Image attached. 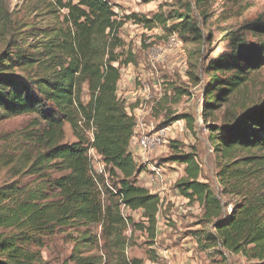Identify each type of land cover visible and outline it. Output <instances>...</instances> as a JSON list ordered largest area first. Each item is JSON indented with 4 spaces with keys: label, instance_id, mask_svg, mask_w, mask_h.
<instances>
[{
    "label": "trees",
    "instance_id": "obj_1",
    "mask_svg": "<svg viewBox=\"0 0 264 264\" xmlns=\"http://www.w3.org/2000/svg\"><path fill=\"white\" fill-rule=\"evenodd\" d=\"M15 1L12 12L10 0H0V124L27 120L23 130L0 135V264H46L41 250L57 236L70 246L60 264H143L129 256L136 232L155 260L163 203L140 184L146 167L132 150L136 121L117 96L120 70L133 63L119 31L126 20L148 31L161 28L192 47L188 56L196 62L204 37L190 6L183 14L118 19L109 0ZM241 32L252 42L235 36L229 52L208 62L202 97L204 119L228 111L221 125L209 128V141L220 194L231 203L200 181L194 152L178 151L173 141L165 161L184 167L174 190L202 210L199 229L190 234L195 250L264 264V103L245 102L264 68V22L256 19ZM163 87L178 97L186 93L172 83ZM176 121L194 122L183 114L165 123ZM90 150L101 159L100 173Z\"/></svg>",
    "mask_w": 264,
    "mask_h": 264
},
{
    "label": "rangeland",
    "instance_id": "obj_2",
    "mask_svg": "<svg viewBox=\"0 0 264 264\" xmlns=\"http://www.w3.org/2000/svg\"><path fill=\"white\" fill-rule=\"evenodd\" d=\"M109 1L114 6L118 19L131 14L150 18L159 11L164 14L173 11L183 14L184 5L190 6L191 20L201 29L204 37L196 62L188 56V50L192 47L184 45L177 35H167L158 27L148 31L133 20L124 22L119 37L125 50L130 51L133 63L120 70L117 96L124 101L128 114L133 115L136 121L131 140L132 150L138 164L146 167V177L140 184H148L153 179L149 184L150 188L156 185L165 186L168 192L166 197L172 200L162 209L163 223L170 230L167 235L177 237V243L185 240L184 244H187L180 249L179 257L174 255L176 264H245L246 261L241 255L226 254L222 260L215 251L198 253L195 250L196 242L190 234L199 229L196 222L200 219L202 210L197 203L188 205L187 200L177 197L174 184L182 176L184 167L166 164L165 159L174 151L171 147L173 141L180 146L178 151L194 152L201 167L200 181L208 183L223 203H231L228 196L220 194L215 179L217 158L209 141V128L221 125L222 118L228 111L226 107H222L215 112L214 117L203 118V88L209 80L206 69L210 60L229 52L231 38L242 36L247 42H252L253 38L241 32V28L256 19L264 22V0ZM18 4L15 0H10L12 12ZM254 78L245 95V102L250 106L264 103V68ZM165 83H172L186 93L178 97L172 90L163 87ZM83 100L88 101L87 93L83 94ZM183 114L193 118L192 127L187 126L184 121L165 123L169 117L171 119ZM26 120L27 117L22 116L1 123L0 135L23 130ZM64 132L66 141H75L69 126L64 127ZM143 138L154 140L155 144L158 141L159 143L152 149L142 150L137 144ZM89 157L94 170L100 173L103 164L99 156L94 150H90ZM4 180L3 174H0V184ZM128 214L136 221L139 220L138 213ZM135 238L136 245L129 250L130 257L143 260V264H148L149 261L152 264L167 263V260L162 261L158 257L155 260L148 259V249L144 246L141 233L136 232ZM65 242L67 243L60 236L46 241L45 248L41 250L46 264H60L67 257L70 246ZM163 244L159 243L158 247Z\"/></svg>",
    "mask_w": 264,
    "mask_h": 264
},
{
    "label": "crops",
    "instance_id": "obj_3",
    "mask_svg": "<svg viewBox=\"0 0 264 264\" xmlns=\"http://www.w3.org/2000/svg\"><path fill=\"white\" fill-rule=\"evenodd\" d=\"M145 173L141 174L139 177V181H144L146 175H144ZM144 177V178H143ZM150 179L152 178L151 176H149ZM150 181H154V180H147L148 184H143V186L147 187L152 194H157L159 195L160 199L162 200L163 203V207L165 208V205L168 203V201H172L169 197H166V193L167 192V188L165 186H154L150 188ZM175 191V190H174ZM176 193V192H175ZM177 197L179 199H181L178 195ZM166 199V200H165ZM166 201V202H165ZM170 230L168 229V227H166L163 223V218L161 217L158 221V226H157V235H156V257H158L159 259H162V261L165 259L169 262H171L172 264H176L175 260L173 259L174 255L176 257H179V252H181V248H185L187 246V244L185 242V240H183L184 242H180L177 243V237H171L168 236L167 233H169ZM159 243H164L162 245V247H158ZM164 248V249H161ZM178 252V254H177ZM155 263V262H153ZM148 264H152L150 263V261L148 262ZM156 264V263H155ZM158 264V263H157Z\"/></svg>",
    "mask_w": 264,
    "mask_h": 264
},
{
    "label": "built area",
    "instance_id": "obj_4",
    "mask_svg": "<svg viewBox=\"0 0 264 264\" xmlns=\"http://www.w3.org/2000/svg\"><path fill=\"white\" fill-rule=\"evenodd\" d=\"M157 143H159V141ZM156 144H155L154 140L152 141V140H149L147 138H143L141 141H138L137 146L140 147L142 150H147V148H151V149L154 148V146ZM100 172H102V170ZM151 180H153V179H151ZM166 264H171V262L167 261Z\"/></svg>",
    "mask_w": 264,
    "mask_h": 264
}]
</instances>
